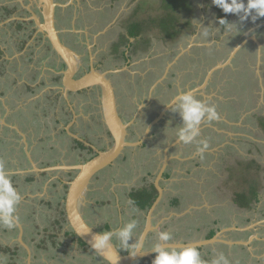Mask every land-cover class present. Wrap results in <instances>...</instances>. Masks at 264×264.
<instances>
[{
  "label": "flooded vegetation",
  "instance_id": "obj_1",
  "mask_svg": "<svg viewBox=\"0 0 264 264\" xmlns=\"http://www.w3.org/2000/svg\"><path fill=\"white\" fill-rule=\"evenodd\" d=\"M54 1L58 3L55 9L56 31L62 44L72 50L77 57V72L73 79L77 80L94 70L104 73L114 87L119 115L128 126L126 141L130 143L141 142L136 147H127L114 163L96 175L89 185V191L86 193V203H89V198L93 199L92 189L96 186V182L103 180V175L106 172L113 170L121 161L122 163L127 162L134 167L137 159L142 158L141 160H144L145 157L148 158L145 164L148 163L147 165L150 167L146 169L143 175L139 174L136 169L130 171V175L135 176V186L131 192L126 194L127 198L134 194L135 191L153 194L156 189V201L159 198L158 184L163 189L159 204L164 203V199L169 196L166 187H169L178 173L191 175L192 168H204L203 157L209 155L208 152L210 150L202 149V151H198V148H202L200 142H206L211 139L216 129L221 131L234 129L233 122L236 121L238 115H244L243 105L237 107L227 102L229 97L226 94L223 99L219 98L217 95L219 88L217 86L222 88L219 83L225 77L231 81L237 80L248 91L245 94L246 99L244 100L246 101L244 105H250L253 97L256 96L255 90L261 89L256 88L254 75L251 77L252 73L250 72L235 74L232 64H235L237 57L235 59L234 57L232 58L230 65H226L225 68L218 69L210 75L213 68L226 63L227 60L207 64L202 58V56H208L211 59V55L214 52L212 50L217 47L218 41L215 31H212L209 43L196 46L194 43L190 47L192 48L191 51L186 52V49L190 46L192 35L196 36V41H200L203 37L200 32H205L202 30L204 28L201 24L196 23L195 20L183 25V27L190 25L192 29H187L185 34L182 31L174 38L165 36L164 30L159 27L157 28L161 35H148L146 34L147 27L141 22H131L126 28L125 34L108 38L106 37L107 33L116 26V24L113 25V22H109L104 27V30L109 27L106 30L107 32L101 33L99 31L100 26L93 31H88V28L81 24V20H79L80 18L77 15L73 21L69 22V25H65L67 28L65 29L64 25L62 26L59 23V11L67 10L70 7H74L79 11L77 0H69L67 3H64L66 0ZM202 9L204 8L194 7L193 15L199 10L203 11ZM35 18H38L41 23L45 22L43 10L38 5L37 0H0V61L3 69H5L0 71V73L6 75L9 80L13 79L12 81L14 82L13 90L7 91V87L6 90L0 88V110L4 113L1 120L6 123V126L3 127L8 132L13 131L5 134V136L10 135L9 140L1 136L0 141L2 140L5 144L4 150L15 154L9 155V158L8 155H5V158L7 157L11 164L14 161L16 162L17 166L15 164L12 165L15 166V172H22L17 177L22 178V175H25L24 184L26 183V187L44 192V187L47 186V193L52 196L50 199L51 203L59 199L64 206L69 183L74 179L76 171H64L58 168L53 170L52 168L60 166L71 167L86 163L94 158L99 151H106L111 148L115 140L103 122L100 102L101 88L90 86L78 92L66 89L64 79L68 70L67 63L53 50L46 34L39 31ZM195 18L196 21H200V16L197 15L196 17L195 15ZM218 22L217 24L220 26L221 31L224 32L227 26L223 27ZM263 22L264 17H261L259 23L249 30L256 31L259 28L258 32L254 33L253 31V33L251 32L252 34H249L248 31L237 44H242L241 50H238V56L243 53L247 46H250L256 54V63H259V56H262L261 58L263 59L264 55L263 51H261V45L264 44ZM133 30L139 33L136 36H131ZM188 30H192V32L189 31V33ZM164 40H169L173 45L168 52H157L161 57L154 62L152 59L155 55L153 47L154 45L162 44ZM180 42L186 43V45L182 44L181 48V45H178ZM245 45L247 46L243 49ZM183 52L186 53L183 54ZM176 54L179 55L175 57ZM196 61L199 62V65L193 64ZM9 63L15 65L14 73L6 69ZM192 66L196 68L191 69ZM257 75L259 76L258 73ZM122 77L125 79L121 80ZM181 92L193 95L206 106H214L219 118L211 123L202 121L199 126L200 135L197 137L199 141L184 145L179 142L175 134L169 132H172L175 126L182 125L179 114L173 113L169 109L150 128L148 135L144 138L149 125L164 110V105L168 104L169 101H173V97ZM8 103L10 106H6ZM234 111L238 114L231 115ZM41 113H44V117L42 116V120L38 119V122H36L33 116L40 118L39 115ZM24 116L26 123L22 124L19 119ZM253 117L256 119V127H259L264 133L262 126L264 117L257 114H254ZM250 118L251 116H247V119ZM34 123L39 124L40 127H33ZM48 133H53V135ZM15 139H18L17 146L14 144ZM49 139L52 140L47 145L46 141ZM177 141L178 143H176ZM30 149H34V155L30 153ZM37 151L40 154L39 157L37 156ZM22 154L26 157L24 158ZM33 165L37 167L35 168ZM173 187L186 186L173 185ZM38 195L41 194H35L36 197ZM180 198L179 196L174 197L172 203L176 200L177 204H179ZM35 199H39V196ZM103 200L105 201L101 202L102 207H104V202L109 203V206V201H113L110 198ZM95 203L97 206L98 203ZM89 205L93 204L89 203ZM21 207L19 206L18 208ZM32 208L34 209V205H32ZM149 209H147V214ZM83 215L86 221L99 232L107 230H102L101 226L98 228V226L88 220L85 214V207L83 208ZM55 220L58 223L59 218ZM218 224L216 221L214 226L217 227ZM106 225L108 228L110 227L109 224ZM236 227L238 228L239 226L236 225ZM223 229L224 227L212 229L205 240L213 238L218 231ZM212 231L215 233L213 237H210ZM63 232L68 237L67 234L70 232L68 224L63 229ZM254 239V242L264 241V235ZM77 241L81 245L78 239ZM149 241L150 239L146 238L144 247L147 250H152V247L148 248ZM158 243L161 242L158 241ZM224 245L228 246V244ZM206 247L199 249H203L202 252H204ZM28 254L31 256V253L28 252ZM155 255H153V258H155ZM201 259L204 264L206 262L211 264L212 259L210 260L203 256H201ZM148 260H145L147 261L146 263L152 264Z\"/></svg>",
  "mask_w": 264,
  "mask_h": 264
},
{
  "label": "rangeland",
  "instance_id": "obj_2",
  "mask_svg": "<svg viewBox=\"0 0 264 264\" xmlns=\"http://www.w3.org/2000/svg\"><path fill=\"white\" fill-rule=\"evenodd\" d=\"M68 1L66 0L64 3ZM193 1L196 7H203V11L199 10L194 15V12H180L178 19L183 25L195 20L196 23L201 24L204 28L202 30L205 31L200 32L203 35L200 41H196V36L192 35L190 46L186 49V52L191 51L192 48L190 47L194 43L195 46L209 43V37L212 31H215L218 42L217 47H214L212 50L214 52L211 55V59L208 56H202L207 64L230 59L231 53L240 40L261 19L260 17L253 22L251 16H249L247 20L241 22L238 16L232 14L228 25H235V27L232 29L226 28L223 32L217 24V7L213 5L212 0ZM164 2H160V0H116L115 2H111L110 0H77L79 11L74 7L60 10L59 23L67 29L65 25H69V22L73 21L74 17L78 15L81 24L87 27L88 31H93L96 27L100 26L99 31L104 33L109 28L107 27L104 30V27L109 22H113V25L116 24V26L106 36L111 38L125 34L126 28L131 22H141L147 27L146 34L159 36L161 35L157 28L159 21L167 14L164 11L166 7H162L165 4ZM244 3L246 5L247 0H244ZM195 15L196 17L197 15L200 16V21H196ZM165 20L164 23L168 21ZM152 21L156 22L152 23ZM187 29H192V27L190 25L183 27L182 31L184 34ZM258 30L259 28L253 31L257 33ZM189 31L192 32V30ZM253 31H249V34L253 33ZM182 42L178 44L181 45V48L182 44L186 45V43ZM172 45L173 43L169 40H164L162 44L154 45L153 50L155 51V55L152 58L153 61L156 62L161 57L157 52H168ZM178 51L180 50L178 49ZM239 51L236 56H233L234 59L237 57L235 64H232L233 71L237 75L238 73H252L251 77L254 75V79L256 80V88L261 89L255 90L256 96L253 97L250 105H244L246 101L244 100L246 99L245 94L248 91L237 80L231 81L225 77L219 83L222 85V88L216 85L221 92L217 89L219 98L223 99L226 94L229 97L227 102L237 107L243 105L242 110H244V115H238L236 121L233 122L234 129L214 130L213 137L206 141L207 148H203V146L201 148L210 150L208 152L209 155L203 157L205 162L204 168H192L191 175L178 173L174 177L175 180L171 182L169 187H166L169 196L164 199V203L162 202L158 205L153 215L152 222L156 228L147 237V239H150L148 248L158 243V236L161 232L171 233V237L175 243L187 244L205 240L208 237L209 231L218 229V227H224V229L229 230L225 232L226 236L224 235L222 239L226 241L248 242L251 238L252 241L246 245L228 246L224 245V243H215L207 247L205 246L204 252H202L203 249H199L201 247H198L197 249L200 251L201 256L211 260L219 253H223L229 264H264V241L259 240L254 242L255 239L253 238L254 236L259 238L264 235V133L259 127H256V119L253 117L254 114L264 117V56L263 59L261 58L262 56H259V63H256V54L250 46H247L243 53L238 56ZM261 51H263L264 55V44L261 45ZM186 52H183V54ZM178 55L176 54L175 57ZM193 64L199 65V62L196 61ZM192 68L196 67L192 66ZM6 69L14 73L15 65L9 63ZM3 70L5 69H3L2 62L0 61V71ZM123 79L125 78L122 77L121 80ZM12 80H9L6 75L0 73V88L6 90L7 87V91L13 90L14 82ZM29 95L31 96V94ZM37 95L40 96L39 93ZM8 96L10 95L8 94ZM6 106H10V104L8 103ZM3 114L0 110V139L3 136L6 140H9L10 135L5 136V134L12 133L13 131L8 132L3 127L6 126L5 121L1 120L3 119ZM233 114L238 113L234 111L231 115ZM39 116L40 118H37L34 115L33 119L36 122H38V119L42 120L41 117H44V113H41ZM247 116H251V118L247 119ZM19 120L22 121V124L26 123L25 116ZM33 127L39 128L40 125L34 123ZM178 127L179 125L175 126V129L169 132L175 134V130ZM38 133L41 134L39 131ZM48 134L53 135V133ZM18 139L14 140L15 146L18 145ZM51 140L46 141V144L49 145ZM196 141L198 142L199 139ZM54 144L60 146L57 143ZM4 145L1 140L0 164L5 169L9 168L12 171H16V169H13V167L17 166L16 162L12 163L15 166H10V164H7V157L5 158V155H8L9 158V155L15 154L4 150ZM30 153L34 155V149H30ZM39 155L37 151V156L39 157ZM22 156L26 157L24 154ZM141 159L136 160L134 167L127 162L122 163L121 161L113 170L106 172L103 175V180L96 182V186L92 189L93 199L89 198V203L93 205L88 206L89 203H86V201L83 206V208L85 207V214L88 220L98 226V228L101 226L102 230L119 229L123 224L135 220L137 227L134 230L133 239L129 241L130 244L134 243L137 237H140L146 223L147 209L141 208L142 204L138 202L139 199L137 200L135 194H131L129 198L126 195L135 186V176L130 175V171L136 169L139 174L143 175L146 169L150 167L147 165L148 163L145 164V161H148L147 157L144 160ZM22 182H25V175H22ZM173 185L186 187L175 188ZM252 186L258 191V202L254 203L251 208H240L233 201L234 194L248 193ZM28 189L26 188V190ZM36 194H42V192L37 191ZM177 196L181 197L180 203L177 205L172 204V199ZM46 197L48 199L52 198L51 194L48 193L43 198ZM106 198H110L113 201H109V206V203L104 202V207H102L101 202L105 201L103 199ZM60 202L62 201L58 199L54 200L49 206L46 204V209L44 208L46 212L40 215L33 213L32 204L16 208L15 215L19 217L22 227L24 225L25 228L22 242L18 240L19 229L17 227L7 229L0 226V244L9 245L11 248H14L15 244L19 245L21 243L24 251L22 250L14 258L13 252L0 250V258H3L4 264H28V252L31 253L30 257L31 261H33L31 264H105L91 251L79 245L76 237L71 235L66 237L64 235L63 229H65L67 224L63 222V226H59L55 220L56 218L61 219L64 217L63 214L58 213V209L62 211L64 208ZM95 202L98 203L97 206ZM216 221L219 223L217 227L214 226ZM106 224H109L110 227L108 228ZM236 225L239 226V229H248L237 231L230 228H234ZM20 257H22L21 261L19 260ZM242 257L244 258L242 259ZM145 260L140 259L136 264H147Z\"/></svg>",
  "mask_w": 264,
  "mask_h": 264
},
{
  "label": "water",
  "instance_id": "obj_3",
  "mask_svg": "<svg viewBox=\"0 0 264 264\" xmlns=\"http://www.w3.org/2000/svg\"><path fill=\"white\" fill-rule=\"evenodd\" d=\"M38 5L43 10V16L45 18V22L41 23L38 18L36 19L37 25L39 26V31L44 32L48 39L52 44L53 50L58 53V55L67 63L68 70L65 73L64 85L67 90L78 92L80 90L86 89L90 86H98L101 88V109H102V118L103 122L108 128V130L112 133L114 137V145L106 151H99L98 154L92 158L91 160L87 161L86 163H82L77 166H60L54 169H63L64 171L74 170L76 171L74 179L69 183L68 192L66 196V200L64 203V210L66 214V222L69 225V229L76 235L77 239L81 240L85 243L86 247L89 251H91L94 255H96L102 262L105 263V255L102 252H97L95 249L92 248V237L101 233L93 226L91 229L89 228V223L86 221L83 215V206L86 202V193L89 191V185L91 184L92 180L98 175L101 171L106 169L110 166L114 161L119 158L124 150L127 147H136L140 143H130L126 141L127 136V125L122 121L119 110L118 104L116 99V94L114 91V87L112 86L110 80L106 78L104 73L96 72L95 70L84 75L83 77L74 80L73 76L77 72V57L75 53L67 48L65 45L62 44L58 32L55 28V9L58 6L54 0H37ZM241 45H237L234 51L231 53L230 59L227 60L226 63L217 65L215 68L212 69L210 75L218 70L223 69L226 65H230L233 56L238 52ZM238 49V50H237ZM209 75V76H210ZM66 90V91H67ZM175 101H173V104ZM170 108L165 107L164 110L161 112L159 117L148 127V131L144 135V138L148 135L150 128L157 123L166 113L167 110ZM4 122V120H3ZM143 138V140H144ZM178 143V141L176 142ZM175 144V143H174ZM35 168L36 165H33ZM49 170V169H48ZM44 171V170H41ZM160 179V175H159ZM157 188L159 191V198L155 201L152 207L148 210V214L146 217V224L145 228L142 231L140 238H142L143 242L146 240L147 235L153 231L156 227L153 226V214L157 209L160 199L163 195V189L157 184ZM21 227V226H20ZM22 228V227H21ZM231 229L237 231H244L247 230L246 228H237L236 226ZM229 229H223L222 231H218L217 234L211 238L206 240L196 241L194 243H177V244H170L169 242H161V244L166 249H182L185 247H205L210 246L215 243H224L228 245H246L249 244L252 239L248 242L246 241H226L222 239V236H226L224 231ZM258 238V237H253ZM22 242V235L20 237ZM148 253L145 254H137L136 257H129V255L124 252L120 251L118 253L119 261L118 264H134L136 261L140 259H149L153 262L154 252L148 250Z\"/></svg>",
  "mask_w": 264,
  "mask_h": 264
},
{
  "label": "clouds",
  "instance_id": "obj_4",
  "mask_svg": "<svg viewBox=\"0 0 264 264\" xmlns=\"http://www.w3.org/2000/svg\"><path fill=\"white\" fill-rule=\"evenodd\" d=\"M212 3L225 14L238 16L241 22L247 20L249 16L253 22L264 17V0H247L246 5L244 0H212ZM219 23L226 25L229 29L235 27V25H228L225 19H220ZM173 101H175L174 104ZM173 101H169L164 106L170 108L171 112L179 114L182 125L176 128L175 135L184 145L196 142L200 135L199 126L202 121L211 123L219 118L214 106H206L187 92L174 96ZM200 143L203 148H207L206 142ZM198 151L202 149L198 148ZM19 201L20 195L13 186L8 170L0 164V226L7 229L16 227L19 217L15 215V212ZM91 227L89 225L90 229ZM136 227L137 223L133 220L123 224L119 229L105 230L92 237V248L104 253L105 264H118L120 251L126 252L133 258L137 254L148 253L142 238L137 237L134 243H129L133 239ZM171 238V233L168 232H161L158 236L159 241L163 242H168ZM197 248L166 249L161 243H156L151 250L156 254L152 264H204ZM0 264H4L3 258H0ZM211 264H229V262L223 253H219L212 259Z\"/></svg>",
  "mask_w": 264,
  "mask_h": 264
},
{
  "label": "trees",
  "instance_id": "obj_5",
  "mask_svg": "<svg viewBox=\"0 0 264 264\" xmlns=\"http://www.w3.org/2000/svg\"><path fill=\"white\" fill-rule=\"evenodd\" d=\"M111 1L113 2L116 0H111ZM163 1H165L164 2L165 4L162 7H166V9H164V8L163 9H164L165 13H167V14H165V17L162 18L163 20L161 19L162 21L161 20L159 21L158 27L162 28L164 30L165 36L171 37V38L177 37L182 31L181 27H183V24H181V22H179L178 14L180 12H183V13L184 12H186V13L187 12H193L194 7H196V4L193 0H160V2H163ZM216 11H217V15H216L217 20L219 21L220 19H225L227 21V24H228L232 14H225L219 8H216ZM165 19L168 21L164 23ZM155 22L156 21H152V23H155ZM221 26L226 27V25H221ZM138 33L139 32H134V30H133L131 32V36H136V34H138ZM262 126L264 128V122H262ZM28 181H30V179H28ZM134 194H135V197L137 198V200L139 199L138 202L142 204V206L140 205L142 209H149L153 205V203L157 197L156 189L154 190L153 194L147 193V192L142 193V191H135ZM233 201L240 208H251L254 203L258 202V191L254 186H252L248 193L247 192L246 193H235ZM177 203L178 202L175 200L172 204L177 205ZM61 214H63L64 217L58 220L59 226H63L62 225L63 222L66 223V218H65L66 214H65L64 209H62ZM214 233L215 232L212 231L210 233V237H213ZM69 235H71L73 237L76 236L72 231H70L67 234V236H69ZM79 242L84 248L87 249L84 242H82L81 240H79ZM6 252L12 253L15 251H12L11 248L6 247ZM13 255H14V253H13Z\"/></svg>",
  "mask_w": 264,
  "mask_h": 264
},
{
  "label": "crops",
  "instance_id": "obj_6",
  "mask_svg": "<svg viewBox=\"0 0 264 264\" xmlns=\"http://www.w3.org/2000/svg\"><path fill=\"white\" fill-rule=\"evenodd\" d=\"M7 164H10V166L12 165L11 163H9V161H8V163ZM13 169H15V167H13ZM6 170H8V174H9V176L11 177V180H12V183H13V186H14V188L16 189V191L18 192V194L20 195V201H19V203H18V205H17V207H19V206H24L25 204H32L33 202H34V204H32V205H34V209H35V212L33 211V213H35V214H41V213H45L46 211H45V209H46V204L49 206V205H51L52 203H51V200L50 199H48L47 197L46 198H43L44 197V195H46L47 194V189H48V187L47 186H45L44 187V192H42V191H40V192H42V194L41 195H38L39 196V199H35V198H37L36 196H35V194L37 193V190H35V189H28L27 187H26V183L23 185V183L24 182H22V178H19V177H17V175L19 174H22V172H20V171H18V172H15V171H12V169L10 170L9 168H7ZM23 174H25V173H23ZM26 188L28 189V190H26ZM33 200V201H32ZM61 204V203H60ZM61 205H63V203L61 204ZM44 206V207H43ZM45 208V209H44ZM64 209V208H63ZM156 211V210H155ZM62 211L60 210V209H58V213L60 214ZM154 215V214H153ZM20 220V219H19ZM22 227V225H21V223H20V221H19V223H17L16 224V227L19 229V235H18V239L20 240V237H21V235L22 236H24V232H25V228H24V225H23V227ZM224 232H226V231H224ZM174 239H172L171 238V240L170 241H168L170 244H177V243H175L174 241H173ZM21 241V240H20ZM159 242H162V241H159ZM1 243V242H0ZM179 243V242H178ZM6 247H9V248H11L9 245H3V244H0V250H2V251H6ZM15 248H16V250H15ZM12 249V251H15V252H13L14 253V258H15V255L16 256H18L19 255V253L23 250L24 251V247L21 245V243L18 245V244H15V246H14V248H11ZM21 259H22V257H20V261H21ZM31 262H33V261H31V257L29 256V258H28V264H31Z\"/></svg>",
  "mask_w": 264,
  "mask_h": 264
}]
</instances>
